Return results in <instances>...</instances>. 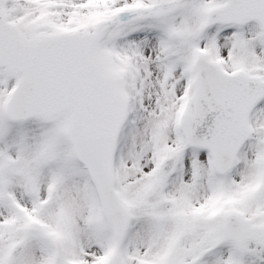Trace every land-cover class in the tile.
I'll return each instance as SVG.
<instances>
[{"label": "rangeland", "instance_id": "1", "mask_svg": "<svg viewBox=\"0 0 264 264\" xmlns=\"http://www.w3.org/2000/svg\"><path fill=\"white\" fill-rule=\"evenodd\" d=\"M183 1L191 8L182 10ZM223 4L224 0H0V13L29 39L69 30L73 16L111 10L112 16L100 22L105 43L101 51L98 47V56L107 70L120 58L126 60L115 74L122 90L125 76L131 94L115 150L117 169L113 160L114 188L117 185L129 217L118 252L109 225L97 215L85 187L76 182L79 169L59 137L49 132L52 127L62 134L65 118L52 123L0 121V264H129L131 260L132 264H264L262 249L254 244L237 247L221 234L223 217L229 213L242 214L256 228L264 225V98L252 109L255 121L249 117L250 138L223 176L212 175L207 152L186 148L169 123L174 108L180 106L184 76L193 70L190 63L204 57L209 45L213 60H207L222 71L264 80V38L259 37L258 25H215L204 31L207 11ZM34 6L50 9L42 23L44 13H32ZM123 10H130V16L117 19ZM12 79L0 71V96L5 99ZM187 97L186 114L192 110V93ZM158 144L166 145L163 153H158ZM123 147L125 152L131 149L127 159ZM170 157L175 161L174 174L164 180L158 164ZM125 161L129 171L120 168ZM255 169L260 181L254 177ZM243 190L248 194H241ZM183 197L189 200L187 213L175 211L174 200ZM17 244H22L20 253L13 262L7 261L8 251Z\"/></svg>", "mask_w": 264, "mask_h": 264}, {"label": "water", "instance_id": "2", "mask_svg": "<svg viewBox=\"0 0 264 264\" xmlns=\"http://www.w3.org/2000/svg\"><path fill=\"white\" fill-rule=\"evenodd\" d=\"M218 12L222 14L219 20L226 22L260 16L264 20V0H229ZM96 39L64 34L28 44L0 19V65L21 74L8 105L12 117L69 115L67 135L103 190L107 217L119 240L125 215L104 182L125 110L115 80L100 71L94 60ZM198 70L195 112L183 122V135L188 144L209 148L216 169L225 172L249 135L247 116L264 94V84L239 76L224 77L206 64H199ZM15 107L27 113L15 115ZM230 225L241 230L242 242L252 240L264 247V230L254 231L238 216H230L224 231L231 239Z\"/></svg>", "mask_w": 264, "mask_h": 264}]
</instances>
